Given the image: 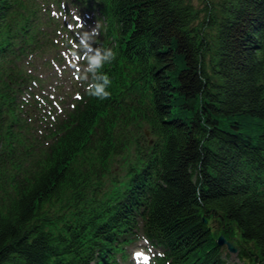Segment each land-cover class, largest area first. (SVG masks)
Listing matches in <instances>:
<instances>
[{
  "label": "trees",
  "instance_id": "16d2710c",
  "mask_svg": "<svg viewBox=\"0 0 264 264\" xmlns=\"http://www.w3.org/2000/svg\"><path fill=\"white\" fill-rule=\"evenodd\" d=\"M54 1L100 21L108 98L91 73L45 93ZM220 235L264 264V0H0V264H124L140 239L227 264Z\"/></svg>",
  "mask_w": 264,
  "mask_h": 264
},
{
  "label": "rangeland",
  "instance_id": "374dc122",
  "mask_svg": "<svg viewBox=\"0 0 264 264\" xmlns=\"http://www.w3.org/2000/svg\"><path fill=\"white\" fill-rule=\"evenodd\" d=\"M195 3L198 4L196 1ZM50 9L52 10L48 20L52 23V28L59 29L53 37L54 42H56V39L58 40V45L52 46L51 52L60 55V58L52 62L49 60L48 63L40 66V82L45 87V93L51 99L60 91L62 93L68 92L73 97L75 92L81 89L89 78V73L87 72L88 54L82 49L78 35L86 31L91 32L95 28L96 32L93 33L95 39L92 47L99 49L100 39L102 38V26L91 11L76 10L70 4H61L54 1ZM85 76L87 79H84ZM145 136L148 138L150 136L149 132H146ZM111 169L113 175L117 177L124 174V168L121 167L120 163H116V166ZM223 246L227 255L225 258L227 264H243V261L237 257L236 252H228L226 245ZM137 250L146 252L151 258L148 264H152V257L155 251L150 248L144 239L138 240L129 246V259L125 262L126 264H136L138 258L135 256V252Z\"/></svg>",
  "mask_w": 264,
  "mask_h": 264
},
{
  "label": "clouds",
  "instance_id": "9594fccd",
  "mask_svg": "<svg viewBox=\"0 0 264 264\" xmlns=\"http://www.w3.org/2000/svg\"><path fill=\"white\" fill-rule=\"evenodd\" d=\"M96 32L94 28L91 32H84L78 35L81 41L82 49L87 52L88 68L87 72L93 76V83L89 86V94L98 99H106L110 96V92L107 88L111 84V80L107 75L99 73V70L103 67L106 62H111L115 58V54L110 50H101L93 48L92 43L95 39L93 33ZM84 79H87L85 76Z\"/></svg>",
  "mask_w": 264,
  "mask_h": 264
},
{
  "label": "water",
  "instance_id": "95a60500",
  "mask_svg": "<svg viewBox=\"0 0 264 264\" xmlns=\"http://www.w3.org/2000/svg\"><path fill=\"white\" fill-rule=\"evenodd\" d=\"M218 245H226L227 250L231 253L236 252L237 248L233 240H226L223 235H220L217 239Z\"/></svg>",
  "mask_w": 264,
  "mask_h": 264
}]
</instances>
